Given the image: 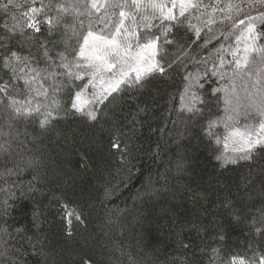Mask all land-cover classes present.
Instances as JSON below:
<instances>
[{"label":"trees","instance_id":"trees-1","mask_svg":"<svg viewBox=\"0 0 264 264\" xmlns=\"http://www.w3.org/2000/svg\"><path fill=\"white\" fill-rule=\"evenodd\" d=\"M176 1L0 0V264H264V0ZM91 34L156 66L110 88Z\"/></svg>","mask_w":264,"mask_h":264},{"label":"rangeland","instance_id":"rangeland-1","mask_svg":"<svg viewBox=\"0 0 264 264\" xmlns=\"http://www.w3.org/2000/svg\"><path fill=\"white\" fill-rule=\"evenodd\" d=\"M176 2L181 9L187 8L190 4H193V0H177ZM173 7H175L174 4L171 5L168 11ZM31 23L35 25L36 21L34 18H32ZM119 42L120 40H115V38L107 39L100 35L91 34L86 38L85 44L81 50V56L86 61L93 64L97 70H104L112 75L110 78L112 86H110V88H116L117 84L123 80L126 75L133 76L134 74L139 76L156 66V48L154 44H148L147 46L138 48H125L122 47ZM225 57L226 51L223 49L211 56L209 63H211V71L214 72V74L225 73V75H229V71H225L222 66V61ZM200 74L190 81V88L187 92L192 94L191 100L196 97L194 88L199 84ZM238 80L239 79L231 78L228 83L222 81V84L216 89L220 91L223 90L222 93L224 99H226L228 108H231V104L235 106L236 103H241L242 105L250 104V102L255 99L254 90H258V87L254 84H248L242 86L240 89ZM197 100V98H194V101ZM257 138L258 136L253 137L252 134L238 131L235 133L231 142L234 148H244L250 146L251 142H254Z\"/></svg>","mask_w":264,"mask_h":264}]
</instances>
